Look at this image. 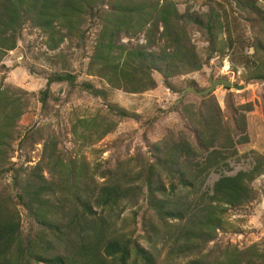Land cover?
I'll return each mask as SVG.
<instances>
[{"label": "trees", "instance_id": "trees-1", "mask_svg": "<svg viewBox=\"0 0 264 264\" xmlns=\"http://www.w3.org/2000/svg\"><path fill=\"white\" fill-rule=\"evenodd\" d=\"M179 1L0 0V65L18 47L26 27L39 30L46 47L56 52L67 40H85L94 26L90 76L101 78L112 90L133 94L157 89L160 83L171 89L172 78L201 71L214 53L228 54L240 43L233 34L234 8L212 0L205 13L189 6L181 12ZM225 1L255 33L250 43L254 53L245 54L243 64L251 73L249 79H260L264 10L258 3L264 0ZM193 28L207 38L206 58L192 41ZM141 35L144 44L131 41ZM61 55L59 51L55 58L61 61ZM46 78L40 91L43 106L50 98L58 100L51 91L56 82L107 98L105 90L91 82L79 83L67 68ZM187 86L197 89L194 81ZM29 96L0 79V264H264L262 242L245 248L218 242L219 232L227 230L229 213L261 197L256 181L264 176V155L254 150L241 155L238 150L250 141V102L233 107L226 118L213 92L198 97L199 104L182 101L187 126L150 144L153 160L136 156L99 169L83 156L68 153L54 131L40 127L21 138L19 121L29 108ZM128 117L138 118L111 103L105 112L79 117L72 125L74 143L96 144ZM29 141L43 144L39 161L14 163L16 143L24 146ZM248 155L253 160L250 169L222 175L211 192L204 190L212 173L232 171L231 163ZM5 177L10 180L4 182ZM141 201L157 219L144 218L143 233L116 232L99 212L141 207ZM159 239L170 245L162 261L155 253Z\"/></svg>", "mask_w": 264, "mask_h": 264}, {"label": "rangeland", "instance_id": "rangeland-1", "mask_svg": "<svg viewBox=\"0 0 264 264\" xmlns=\"http://www.w3.org/2000/svg\"><path fill=\"white\" fill-rule=\"evenodd\" d=\"M219 1L225 2L228 9L234 8L233 34L235 39L240 40L236 48L228 51V54L214 53L211 61L201 71L172 78L171 89L160 83L157 89L141 94L112 90L104 80L87 73L89 56L95 44L97 31L94 26L88 28L85 40L81 42L67 40L56 52L46 47V38L39 30L26 27L18 47L11 51L0 65V79L4 78L7 85L30 93L29 108L19 121L21 138L25 137L28 130L40 127L50 132L54 131L62 140L68 153L72 156H83L93 168L95 166L99 169L114 168L120 162L136 156L151 161L153 158L150 144L161 140L170 130H183L187 126V120L183 118L180 111L181 102L196 104L201 102L199 96L194 93L182 94L187 87H191L187 86V83L194 81L197 90H202L210 86L211 78L229 79L237 85H243L244 89L229 90L218 86L213 96L226 118L231 116L232 108L238 104L243 102L252 104L253 110L247 112L250 141L239 145L238 150L241 155L249 154L252 150L264 155V81L249 79L251 73L243 64L244 55L250 56L254 53L250 43L255 33L234 5L225 0ZM179 2L181 12L189 6L192 11L205 13L208 11L207 4L212 0H180ZM258 4L264 10V1H259ZM191 37L200 54L206 58L209 55V43L204 33L193 28ZM220 38L225 40V35ZM121 39L124 43L129 41L125 35ZM131 41L145 43L143 35ZM59 51H62L61 61L55 58ZM250 67L252 70L254 65L250 64ZM63 68L76 74L79 83L91 82L97 88L105 90L107 98L95 97L81 87L72 89L67 82H56L51 85V91L58 100L50 98L49 105L43 106L40 101V91L46 87V77L51 72ZM110 103L136 114L138 118L128 117L121 120L115 131L96 144L88 147L75 144L72 134V125L75 120L90 116L97 111L105 112ZM15 147L16 153L12 159L14 163L35 165L41 157L43 144L29 141L24 146H20L17 142ZM252 164L250 155L243 157L240 162H232V171L222 170L220 173H212L204 190L211 192L214 183L222 175H235L240 170L250 169ZM8 180H10L9 177H5L3 181L8 182ZM256 187L261 191L260 199L229 213L228 227L227 230L219 232V243H231L239 248H245L257 242L264 244V176L257 179ZM140 205L141 207L120 208L115 211L100 208L99 212L105 219L112 222L114 227L112 230L116 232L143 233L144 218L157 219L152 211L146 209L143 201ZM143 243L148 246L145 239ZM169 246L165 245L163 239H159L156 243L155 253L159 255L160 261L167 257Z\"/></svg>", "mask_w": 264, "mask_h": 264}, {"label": "water", "instance_id": "water-1", "mask_svg": "<svg viewBox=\"0 0 264 264\" xmlns=\"http://www.w3.org/2000/svg\"><path fill=\"white\" fill-rule=\"evenodd\" d=\"M261 80L264 81V77H261L260 78ZM218 86H223L229 90H231L232 88L235 89V90H242L244 89V86L243 85H237L235 83H233L231 80L229 79H210V86L207 87V88H204L202 90H197L196 88L194 87H187L184 91H183V95L185 93H194L196 94L197 96H204V95H208L212 92L215 91V89L218 87Z\"/></svg>", "mask_w": 264, "mask_h": 264}]
</instances>
